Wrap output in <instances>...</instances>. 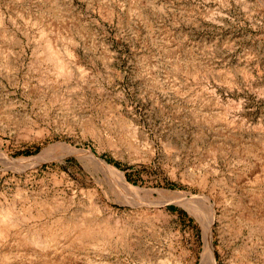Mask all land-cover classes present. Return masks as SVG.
I'll list each match as a JSON object with an SVG mask.
<instances>
[{
	"label": "rangeland",
	"instance_id": "1",
	"mask_svg": "<svg viewBox=\"0 0 264 264\" xmlns=\"http://www.w3.org/2000/svg\"><path fill=\"white\" fill-rule=\"evenodd\" d=\"M47 30L76 53L56 88L36 61ZM262 144L264 0H0V210L18 220L0 264H209L208 209L214 264H264V182L241 158ZM85 217L122 241H17Z\"/></svg>",
	"mask_w": 264,
	"mask_h": 264
},
{
	"label": "bare ground",
	"instance_id": "2",
	"mask_svg": "<svg viewBox=\"0 0 264 264\" xmlns=\"http://www.w3.org/2000/svg\"><path fill=\"white\" fill-rule=\"evenodd\" d=\"M49 32L48 30L42 31L41 34L38 36L39 38V40L37 39L38 42L36 41L38 44V45L36 44L37 46L36 48L39 51V55L36 60L38 63V66L37 65L36 66L37 67L40 66L38 69L40 70V68L42 69L41 65L42 66L43 64L48 65L46 67L47 69L44 70L45 72L43 71L46 75L45 79L47 81H50L53 88H56L57 84L59 85L60 82H62L63 84L64 83L66 84V82H69L72 76L74 75L73 74L74 68L75 69H78V68H76V64H75V58H76L75 54L76 53L73 51V49L65 47L63 48L64 49V52H63V51H60V49L57 47V43H59L61 40L64 41V37H62L61 35L62 33L60 34V32H57V31L54 32L53 30H50ZM2 37L6 39V36L4 34ZM70 44L73 45L72 40L70 41ZM64 54L66 57L64 56ZM45 75H43V77ZM47 84H49V82ZM215 120L217 119L215 118ZM53 153H54V150L49 151L46 154H44L42 157L35 158L33 160L43 162L49 159V156L52 155ZM66 154L67 155H77L79 157H86L91 160H96V157L89 151L84 152V151H79L76 149H69L66 152ZM251 155L256 158L257 162H259V164L257 163L258 164L257 168H258L260 175L257 177V183L263 184L264 182V145L262 144L258 146V148H255V149L254 148L245 149L241 158L242 159L244 158V160H246L247 157H250ZM0 156L2 155L0 154ZM3 158L5 159V157ZM100 163L103 165V169L105 173L107 174V176L111 178L113 187L120 190V193H122L128 199L132 198V196H135L136 193L143 191L139 189L138 187H134L130 185L129 183H127L122 178L121 173L116 168L107 165L103 161ZM174 195H176L177 198H172V199L170 198L171 199V200L169 199L170 201H173L175 203L182 204L185 206L191 205L189 201L186 200L187 198H185L184 196L185 194L175 193ZM252 197H256V196H252ZM165 201L166 200L164 199V202ZM38 210H40V208ZM38 210H37L38 215L43 214L44 216V212L41 213V211H38ZM46 210L51 211L52 209L49 208ZM91 214H94V213L92 212ZM32 215L33 214L31 210L30 211L27 210L26 213L22 214V216L20 215V218L23 220L27 218V216L29 217ZM15 216H16L15 213L11 209L0 210V242L1 241L3 242L4 239L10 235L11 231L14 228H16L18 220L17 219L14 220ZM204 222H205L204 223L205 252H204L203 258H204V261H206L207 263L214 264L213 245H212V229L214 225V216L210 209H208V214ZM122 234L123 233L118 228L110 227L106 225L105 223H101V222H91L90 220H88V218L85 217V219L84 218L79 219L78 221H75V222L63 221V222H57V224H54V226H43L39 231L35 232V235H33L30 239H24V237L22 238L20 235V238L19 239L17 238V241H19L20 245L30 244L31 246H35V247L40 246V247L47 248L51 244L59 245L63 239H67L70 241L71 244H73V246H78V247L79 246H82V247H89V246L90 247L91 246L100 247L101 246L102 247L104 246V244H109L113 239L118 238L117 241H120L123 236Z\"/></svg>",
	"mask_w": 264,
	"mask_h": 264
}]
</instances>
